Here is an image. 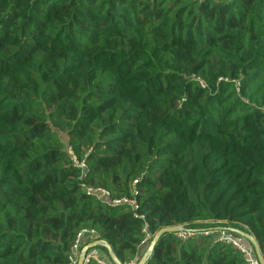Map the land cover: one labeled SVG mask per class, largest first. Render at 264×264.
Returning <instances> with one entry per match:
<instances>
[{
  "label": "trees",
  "instance_id": "obj_1",
  "mask_svg": "<svg viewBox=\"0 0 264 264\" xmlns=\"http://www.w3.org/2000/svg\"><path fill=\"white\" fill-rule=\"evenodd\" d=\"M146 224L264 255V0H0V264H72L82 230L138 264ZM145 264L248 263L176 233Z\"/></svg>",
  "mask_w": 264,
  "mask_h": 264
},
{
  "label": "built area",
  "instance_id": "obj_2",
  "mask_svg": "<svg viewBox=\"0 0 264 264\" xmlns=\"http://www.w3.org/2000/svg\"><path fill=\"white\" fill-rule=\"evenodd\" d=\"M196 1L203 3L207 0H196ZM212 1H215V2H219V1L231 2L233 0H212ZM219 80L220 81H229L228 79H223V78H220ZM237 84L239 85V82ZM68 151L71 155H73V152L70 148L68 149ZM73 161L75 163V166H77L79 168L84 169L86 167L85 162H81V163L78 162V160L75 156H73ZM83 175L86 176L85 174H83ZM137 183H138L137 180L134 181V188H133V195L134 196L138 195L137 188H136ZM83 188L88 195L98 196L100 199L105 200L107 203H109V205H112V206H126L127 208H129L130 210H132L135 213L136 217H139L141 219L145 218L143 215H139L137 213L140 206H139V203L137 202V200L135 199V197L134 198L123 197V198L113 199V198H111V193L106 189L94 188V187L86 185V184H83ZM143 233L145 234V237H146L143 243L148 244L150 239L152 238V236L149 233V229H148L147 224L145 225V227L143 229ZM95 234L96 233L93 230H82L78 234L76 244L73 248L72 256L70 257L72 264L78 263L79 254L82 250L81 244H82V241L85 238V236H93V235L95 236ZM197 234H204L207 236L208 235H215L216 236V242L225 243V244L231 246L232 248H234L235 250H237L238 252H240L248 264H260L258 259H257V256H256V253H255L253 246L249 242H247L244 238H242V237L238 236L236 233H234L232 230L222 229L219 231H207V232H203V233L184 231V232L177 233L178 237L180 239H183V240H186L190 237H194ZM91 261H96L99 264H109L104 259V255L100 251H98L97 249L91 250L88 254L87 264L90 263Z\"/></svg>",
  "mask_w": 264,
  "mask_h": 264
},
{
  "label": "water",
  "instance_id": "obj_3",
  "mask_svg": "<svg viewBox=\"0 0 264 264\" xmlns=\"http://www.w3.org/2000/svg\"><path fill=\"white\" fill-rule=\"evenodd\" d=\"M184 230H185V228L182 225L162 228L160 231L157 232L153 241L149 245L147 252L142 257V259L140 260V262L138 264H145L146 263L147 259L151 256L152 252L154 251V248H155L157 242L159 241V239L163 235H165V234H176V233L184 232ZM232 231L234 233H236L238 236L244 238L246 241H248L253 246L259 263L264 264V255L261 251V248H260L259 243L256 240V238L251 233H247V232H244L241 230H232ZM100 246L105 247L107 249L108 254H109V256H110V258L114 264H122L118 260L113 249L111 248V246L102 240H96V241H94L88 245H85L79 254V259H78L77 264H87V256H88L89 252L93 249H96L97 247H100Z\"/></svg>",
  "mask_w": 264,
  "mask_h": 264
},
{
  "label": "rangeland",
  "instance_id": "obj_4",
  "mask_svg": "<svg viewBox=\"0 0 264 264\" xmlns=\"http://www.w3.org/2000/svg\"><path fill=\"white\" fill-rule=\"evenodd\" d=\"M147 248H149V244L146 243V244H144L143 249H144V250H147Z\"/></svg>",
  "mask_w": 264,
  "mask_h": 264
}]
</instances>
